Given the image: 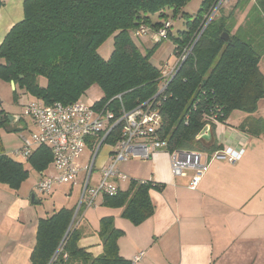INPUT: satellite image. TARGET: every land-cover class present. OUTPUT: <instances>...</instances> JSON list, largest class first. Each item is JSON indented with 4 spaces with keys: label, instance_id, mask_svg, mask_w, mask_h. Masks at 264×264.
Here are the masks:
<instances>
[{
    "label": "trees",
    "instance_id": "obj_1",
    "mask_svg": "<svg viewBox=\"0 0 264 264\" xmlns=\"http://www.w3.org/2000/svg\"><path fill=\"white\" fill-rule=\"evenodd\" d=\"M187 1L24 0L23 18L12 25L0 43V79L13 83V92L18 87L45 105L80 100L91 85L97 84L102 97L94 106L117 110L121 104L130 110L150 101L151 108L160 115L156 133L166 138L171 148H219L213 139L204 143L197 138L203 127L225 124L235 110L253 114L264 98V74L260 69L264 47L261 49L258 38L245 30L252 21L264 25V0H255L237 27L236 19H231L242 0H237L226 14L219 9L166 89L154 97L160 89L162 67L150 60L154 46L142 51L133 42L132 37L140 36L134 31L142 25L152 35L164 21L170 22V13L175 16ZM215 1L202 0L193 17L184 14L185 27L175 37L169 28L165 37L173 40L175 55L193 41L204 14ZM251 13L258 15L253 18ZM151 15L160 19L152 21ZM223 32L228 33L231 44L221 39ZM109 38L112 48L103 57L99 49ZM5 119L6 114L0 111V126ZM246 123L247 129L244 124L236 128L264 136V119L250 118ZM117 133L115 130L114 136ZM27 159L30 167L40 172L52 161V153L48 147L38 145ZM28 174L23 163L0 146V184L17 190ZM161 186L151 180L129 179L126 187L118 186L115 195H104L103 204L121 208V217L138 225L154 212L149 190ZM74 210L61 207L38 219L31 264H132L119 254L117 240L123 231L114 227L112 216L99 220V255L92 256L79 246L81 233L78 224L72 222Z\"/></svg>",
    "mask_w": 264,
    "mask_h": 264
},
{
    "label": "crops",
    "instance_id": "obj_2",
    "mask_svg": "<svg viewBox=\"0 0 264 264\" xmlns=\"http://www.w3.org/2000/svg\"><path fill=\"white\" fill-rule=\"evenodd\" d=\"M1 1L0 43L12 25L23 18L24 0ZM234 14L237 27L245 15ZM11 86L14 88V84ZM236 113L233 120L238 123L247 118L264 119V98L259 100L253 114ZM229 117L225 124L209 125L210 137L198 139L204 143L215 140L220 147L214 150L226 144L235 147L242 143L244 153L237 162L211 160L195 189L188 188L193 172L187 170L181 176L173 175L165 152L141 159L146 162H121L118 167L129 179L151 180L162 185L160 189L149 190L154 205L152 216L133 225L121 217V208L104 205V195L99 196L96 205L84 209L77 220L81 233L78 245L92 256L99 255L102 252L97 233L99 220L112 216L114 227L123 231L117 240L119 254L132 264H264V136L236 128L239 124H231ZM214 150L200 149L202 160ZM109 151L107 148L98 155L96 170L106 163ZM13 159L23 163L29 173L35 171L36 176L29 182L28 174L17 190L0 184V264H31L38 219L61 207L72 208L75 202L45 210L37 195L36 183L55 173L52 161L39 172L30 167L28 159L15 156ZM98 175L94 177L93 173L95 181ZM127 181L120 182L119 187H126ZM62 185L74 186L57 185L46 194ZM139 251L144 254L134 261Z\"/></svg>",
    "mask_w": 264,
    "mask_h": 264
},
{
    "label": "built area",
    "instance_id": "obj_3",
    "mask_svg": "<svg viewBox=\"0 0 264 264\" xmlns=\"http://www.w3.org/2000/svg\"><path fill=\"white\" fill-rule=\"evenodd\" d=\"M230 0H216L212 7L204 14L201 26L194 35L193 41L176 55L171 66L162 67L160 89L154 95L157 97L175 75L181 62L191 51L194 42L199 38L207 24L217 15L224 3ZM170 22L164 21L153 35L162 39L167 35ZM147 28L139 26L134 35H145ZM120 96H118L119 98ZM24 115L32 117L36 129L30 138H22V146L12 151V156L28 158L35 146L44 145L52 153L54 174L40 178L36 183V190L41 194L61 184L78 185L79 199L74 210L72 222L75 221L80 209H87L96 205V198L102 195L112 196L118 191L120 182L129 180L118 165L129 159H148L154 153L165 152L169 158L173 175L181 176L191 170L192 176L188 183L189 189H195L207 171L211 160L224 159L229 163L237 162L244 153V146L224 145L221 149L205 154L202 160L200 150L171 148L167 139L159 137L156 128L160 124V115L155 108H151L150 101L126 110L121 104L118 109L105 106L89 105L81 100L71 103L55 102L49 105L32 99L22 106ZM118 136H114V131ZM114 137V141L108 138ZM108 144L110 149L106 163L99 169L96 181L93 178L96 160L100 149ZM88 149V157L82 165L79 159L84 149ZM81 175L80 182H77ZM144 252L139 251L134 261L139 260Z\"/></svg>",
    "mask_w": 264,
    "mask_h": 264
},
{
    "label": "rangeland",
    "instance_id": "obj_4",
    "mask_svg": "<svg viewBox=\"0 0 264 264\" xmlns=\"http://www.w3.org/2000/svg\"><path fill=\"white\" fill-rule=\"evenodd\" d=\"M202 0H188L187 3L181 8V10L175 15L171 16V13L169 14V20L171 22V34L172 37H175L178 33V31H181L184 29L185 25V15L189 17H193L197 10L200 7V3ZM237 0H230L223 4V6L220 8L219 12L228 13L230 10H232L235 7V3ZM255 0H242L238 4V8L235 10V13L245 15L252 6L253 2ZM242 11V13H241ZM185 14V15H184ZM258 13H251V16L256 17ZM151 20L156 21L160 19V17L156 15H151ZM237 17L233 15L232 21L236 19ZM253 21L250 25L247 26L246 33L253 36V38H258L259 43L258 45L261 47H264V25H261V23L253 24ZM244 30V28H243ZM242 34L245 35V32ZM151 34V31H149L146 35H140V36H134L132 37L133 42L142 50L145 51L146 49H149L150 47L154 46L153 53L151 55V62L156 65L157 67H168L171 66L174 61L176 60V55L173 53V40L171 37L167 36L162 39H156L155 36ZM161 40V41H160ZM153 41H160L158 44H155ZM258 47V46H257ZM112 48V41L109 38L107 41L103 43V45L100 47V54L103 57H107L111 51ZM260 50V48H259ZM260 68L264 74V56L263 60L261 61ZM13 87L10 83L7 81H4L0 79V111H3L6 114V119L3 123V125L0 126V146L7 152L8 154L12 153L13 150H16L22 146V138H30L31 132L34 129L35 123L32 117L28 115H24L22 111V106L26 104L29 100H32L33 98L24 90H21L17 87L16 92H13ZM102 97V91L100 87L97 84L91 85L81 96L80 100L89 104V105H95L98 100ZM261 111V108H259ZM233 112V111H232ZM231 112V113H232ZM241 112V111H239ZM230 113V114H231ZM236 113L229 114V122L231 124L237 125V124H244L245 128L247 126V121H242L241 123H238L237 121L233 120V116ZM237 115H242V113H236ZM8 115H14L19 117L17 121H10L8 119ZM244 117V115H243ZM246 117V116H245ZM237 127V126H235ZM247 129V128H246ZM248 131V130H247ZM249 132V131H248ZM250 133V132H249ZM108 148V144H104L99 152V155H102L104 152H106ZM206 152V150H205ZM88 157V149H84L82 157L78 160L80 164H84L86 162V158ZM134 159V158H133ZM129 159L128 162H131L129 164H136L140 161L146 162L147 160H141V159ZM99 162V159H98ZM136 166V165H135ZM143 168V167H142ZM96 168H94V177H96L97 174ZM80 174L77 178V182H80L81 179ZM36 176L35 171H31L29 173L30 181L32 182ZM71 186V185H70ZM70 192V193H69ZM79 188L78 186L74 185L71 188L69 185H62L59 188H55L52 193L50 194H39L37 193L38 197L41 199V205L45 208V210H50L52 208H58L61 205H68L71 201L74 203V208L76 210L77 208V201L79 199ZM99 197L96 198V202L98 201ZM51 211V210H50ZM82 210L77 214L76 219L74 221V225H77V220L79 219L80 215L82 214ZM80 229V227H79Z\"/></svg>",
    "mask_w": 264,
    "mask_h": 264
},
{
    "label": "water",
    "instance_id": "obj_5",
    "mask_svg": "<svg viewBox=\"0 0 264 264\" xmlns=\"http://www.w3.org/2000/svg\"><path fill=\"white\" fill-rule=\"evenodd\" d=\"M221 39L222 40H224L226 43H229V44H231L232 42H231V39L229 38V35H228V33H226V32H223L222 34H221ZM12 85H13V83H12ZM8 117V119L10 120V121H16L19 117H17V116H14V115H8L7 116ZM206 137H210V131H209V125H206V126H204L203 127V129L199 132V134L197 135V138H206ZM72 223V222H71ZM70 226H71V224H70ZM69 226V227H70ZM69 229V228H68Z\"/></svg>",
    "mask_w": 264,
    "mask_h": 264
}]
</instances>
